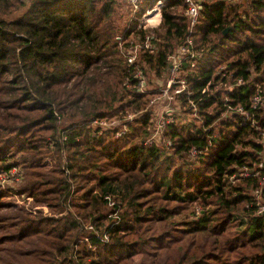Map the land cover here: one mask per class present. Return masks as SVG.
I'll list each match as a JSON object with an SVG mask.
<instances>
[{"label": "trees", "instance_id": "16d2710c", "mask_svg": "<svg viewBox=\"0 0 264 264\" xmlns=\"http://www.w3.org/2000/svg\"><path fill=\"white\" fill-rule=\"evenodd\" d=\"M241 1H202L192 37L203 54L184 63L191 94L177 96L192 119L166 129L170 145L147 146L149 110L118 139L89 127L148 109L150 92L125 84L116 0H0V167L22 168L10 191L38 207L15 208L0 188V264H74L61 256L75 245L80 264H264L253 194L262 186L264 206V97L251 109L264 89V0ZM180 4L167 2L148 30L143 59L164 80L187 33Z\"/></svg>", "mask_w": 264, "mask_h": 264}, {"label": "built area", "instance_id": "2783aa9c", "mask_svg": "<svg viewBox=\"0 0 264 264\" xmlns=\"http://www.w3.org/2000/svg\"><path fill=\"white\" fill-rule=\"evenodd\" d=\"M170 0H125L127 12L129 15L128 23L125 27L122 37L119 36V44L122 43V55L128 70V74L125 77V84L136 93L146 94L150 92L148 101V108L152 106H158L157 117L153 121L152 134L143 141V144L152 146L154 141L159 135H162L168 126L175 123L174 116L177 115L179 110V102L177 96L183 94L185 91L187 95L191 94L188 89L186 80L184 78V71L182 70L184 63H189L190 67H194L196 59L200 58L203 54V49H197L193 40V33L199 25V15L202 8V0H180L181 7H179V13L185 18L187 25V33L185 35L184 42L179 44L177 48L167 53L165 62L167 64V76L164 83L160 88H152L150 81L148 80V67L145 60H142L144 53H152L154 49L153 36L148 32L149 29H154L159 26L162 19V10L166 3ZM133 81L132 85L129 82ZM157 89V90H154ZM264 97V89L258 87L252 97L251 109L257 106H262ZM180 105V104H179ZM181 108V107H180ZM193 109L194 104H193ZM146 109L137 111L138 114L142 113ZM234 112L249 117V111L243 107H237L232 109ZM152 111V110H150ZM133 117V116H132ZM131 118V117H130ZM118 116L114 117H98L91 119L89 127L94 133L101 135L105 132H110L114 138H121L126 133V122ZM125 123V124H124ZM158 134V135H157ZM157 135V137H155ZM65 139V138H64ZM171 144L169 139L167 145ZM262 155L264 158V138L262 140ZM194 154V151L191 152ZM249 174V173H248ZM244 174V175H248ZM23 178L22 168L17 165L11 167H0V188L8 190L11 195L7 198H16V203L29 211H34L38 207L31 206V198L25 194H16L13 191ZM264 182V179L262 180ZM264 185V183H262ZM262 186L254 190L253 194L258 198L261 193ZM109 200L110 206L115 205L113 201L106 196ZM64 212L68 211V205L63 204ZM46 211V209L44 208ZM257 215L264 214V206L258 204V208L255 212ZM81 227L94 231L95 236H98V232L92 224H83ZM85 240H88L86 237ZM104 239H108L104 236ZM74 248V247H73ZM73 248L68 251V259L72 263L78 264L75 252ZM88 261H84L87 263Z\"/></svg>", "mask_w": 264, "mask_h": 264}, {"label": "rangeland", "instance_id": "374dc122", "mask_svg": "<svg viewBox=\"0 0 264 264\" xmlns=\"http://www.w3.org/2000/svg\"><path fill=\"white\" fill-rule=\"evenodd\" d=\"M203 1V0H202ZM227 4L229 5H234V4H244V1H241V0H226ZM20 2H23L24 3V7H26L29 2L28 0H20ZM244 6L242 5L240 8H243ZM114 19H115V23H116V26H117V41H118V46H119V50H120V53L122 55V43L119 44V40H118V37L121 36L122 37V34L124 33L125 31V27L128 23V19H129V15H128V12H127V7H126V3H125V0H116V5H115V9H114ZM123 57V55H122ZM124 59V57H123ZM142 60H145L142 58ZM154 70L153 69H149L148 70V80L150 81V86L152 88H160V86L164 83V79H160V77H156V75L154 74L153 72ZM154 90H157V89H154ZM180 104V103H179ZM178 104L179 106V110L176 112L177 115L174 116V119H175V123L177 121H181V120H178L179 118H182V122H189L192 117L190 115H186L185 113H182L184 107L182 108L180 105ZM181 107V108H180ZM158 106H152V107H149L148 109H146L145 111L143 112H147L148 110H152V114H151V117L149 119V122H150V132L149 134H147L143 139H142V143L143 141L147 140V138L152 134V131H153V121L155 120V118L157 117V109ZM187 108V107H186ZM137 109L135 110H132L130 108H125V109H121L120 112L116 115L120 118H122V123L125 122L124 120H128L126 123V133H124L122 136L126 135L128 132H130V127L133 126V120L136 116H138V112H133V111H136ZM141 112V111H140ZM140 114V113H139ZM133 116V117H132ZM131 117V118H130ZM177 119V120H176ZM179 123V122H177ZM125 124V123H124ZM171 126V125H170ZM170 126H168L167 129L171 128ZM158 135V134H157ZM157 135L155 137H157ZM164 137V133L162 135H159L156 140L154 141L153 144H162L163 142H168V138H165L163 139ZM193 155V154H191ZM243 175L244 174H248L249 171L248 170H243L242 171ZM258 200V204L259 205H262L263 204L261 203V196H259L257 198ZM4 202H7L8 204L12 205V206H15V208H22V206L18 205L16 203V198H5L3 199ZM4 211L7 210V209H3ZM87 230V229H86ZM82 240H80L81 242ZM83 242V241H82ZM79 250V245H75V247L73 248V251L75 252V256L77 254ZM65 252V251H64ZM62 254L61 256V259H63L64 257L67 258L68 256V252ZM75 264V263H74ZM80 264V263H78ZM81 264H85L84 261L81 263Z\"/></svg>", "mask_w": 264, "mask_h": 264}, {"label": "water", "instance_id": "95a60500", "mask_svg": "<svg viewBox=\"0 0 264 264\" xmlns=\"http://www.w3.org/2000/svg\"><path fill=\"white\" fill-rule=\"evenodd\" d=\"M229 27H227L224 31L223 34H225L228 31Z\"/></svg>", "mask_w": 264, "mask_h": 264}]
</instances>
